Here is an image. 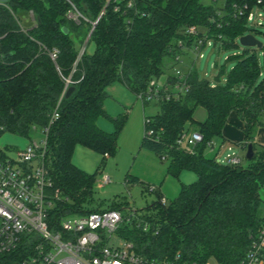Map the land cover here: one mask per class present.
<instances>
[{"label": "trees", "instance_id": "16d2710c", "mask_svg": "<svg viewBox=\"0 0 264 264\" xmlns=\"http://www.w3.org/2000/svg\"><path fill=\"white\" fill-rule=\"evenodd\" d=\"M125 0L104 6V0H71L87 21L75 24L65 18L64 0H0V135L9 132L26 136L30 128L47 124L53 111L57 117L48 126L43 157L44 167L59 191L54 202L57 214H82L84 198L93 191L96 169L92 173L76 167L71 154L76 145L100 154V166L115 152L116 134L122 119L115 120L111 132L101 130L96 120L105 115V88L120 82L132 94L145 90L149 81L163 74V58H169L171 73L163 85L172 91L183 82L185 89L176 97L159 100L158 111L143 116L139 147L166 162V173L177 176L181 170L196 178L180 184L167 206L156 201L151 213L139 216L146 228L122 225L117 232L130 241L138 254L155 259L178 254L198 263L212 259L219 264H238L250 238L262 222L260 189L264 190V146L251 143L253 129L262 125L264 111V43L258 48L241 46L233 55L234 64L218 82L200 77L193 65L173 73V56L181 53L177 40L189 49L192 39L182 34L187 26L197 28L196 38L210 39L213 46L236 45L239 36L252 31L246 21L247 10H264V0ZM246 4L236 14L233 4ZM103 9L90 30L93 21ZM32 14L33 23L20 30V13ZM63 28L66 32H63ZM93 42L91 53L78 55L86 35ZM239 45V44H238ZM56 50L51 60L48 51ZM190 50V49H189ZM5 54L8 56L3 57ZM261 57V64L258 61ZM69 82H65V80ZM72 87L65 97L64 92ZM205 111L202 121L192 118L195 107ZM233 111L242 122L244 148L250 143L253 155L246 166L218 163L205 157L206 141L221 136V128ZM152 130L146 136L144 130ZM198 131L202 141L188 153L176 147L179 134ZM98 167V168H99ZM148 207V208H149ZM107 209H117L111 204ZM8 257L0 256V264Z\"/></svg>", "mask_w": 264, "mask_h": 264}, {"label": "built area", "instance_id": "2783aa9c", "mask_svg": "<svg viewBox=\"0 0 264 264\" xmlns=\"http://www.w3.org/2000/svg\"><path fill=\"white\" fill-rule=\"evenodd\" d=\"M123 0H104V6L112 3L117 10V3ZM68 8L65 18L75 24L87 21L83 14L74 6L71 0H64ZM259 0H256L258 3ZM126 6H131V0H125ZM236 14H242L246 10V4H233ZM258 7L247 10L245 15L247 23L252 22L260 14ZM256 11V15L255 14ZM103 9L93 21H89L90 30ZM25 24L33 23L32 14L28 11ZM20 30L25 31L20 19H16ZM257 25V21L254 22ZM182 34L191 37L192 50L198 58L202 56L201 48L211 44L210 39L196 38L197 28L187 26ZM87 36V35H86ZM88 36L84 40H87ZM177 45L182 49V41L177 40ZM82 45L78 55L83 51ZM48 56L53 60L56 50L48 51ZM175 62L174 75L181 79V72L177 68L180 64L179 53L173 56ZM69 82V80H65ZM185 86L182 83L175 84L170 92L167 85L149 81L145 90L135 96L142 102L156 101L176 97ZM57 117L53 111L47 124L38 129L41 138L38 142L29 141L22 149L16 150L13 156H8L0 148V256L8 257L7 264H210L208 260L198 263L181 259L178 254L166 259H155L142 256L134 251L130 241L118 235L114 240L113 233L123 224H131L146 228V223L139 217L131 220L128 216L121 215L117 209L93 210L82 214H57L54 212V202L60 198L59 191L52 189V182L44 167L43 157L46 145L48 126ZM144 130L146 136H151L152 130L147 127ZM202 141L201 134L196 130H184L177 137L176 147L182 151L192 153L193 147ZM206 147L212 149L214 143L208 140ZM218 152V150H217ZM214 155L218 163L235 165L239 158L230 147L225 153ZM107 177H102L99 183H105ZM96 182V180H95ZM148 192L156 191L154 186H147ZM160 194V193H159ZM159 202L164 203L160 195ZM214 264H219L214 261ZM238 264H264V203L262 222L250 238V242L244 256Z\"/></svg>", "mask_w": 264, "mask_h": 264}, {"label": "rangeland", "instance_id": "374dc122", "mask_svg": "<svg viewBox=\"0 0 264 264\" xmlns=\"http://www.w3.org/2000/svg\"><path fill=\"white\" fill-rule=\"evenodd\" d=\"M257 12L260 16H254L255 19L248 23V27L251 26L259 31H252V35L260 43H264V10L258 8ZM19 15L21 24L24 27H29L25 24V13ZM254 15H256V11ZM256 21L257 25L254 24ZM82 45L85 53L92 52V41L84 40ZM201 49L202 56L198 58L192 50L182 48L179 54L181 62L177 68L184 72L193 65L197 74L211 83L215 82L213 78L219 72V68L223 66L224 69L218 76V82L221 83L234 64L232 56L240 52L241 46L236 43L235 46L221 49L217 46L205 45ZM162 61L164 72L156 79L158 84H162L165 76L171 73L169 58L164 57ZM258 61L261 64L259 55ZM105 92L106 97L103 101L105 115L97 118V126L105 132H111L115 129V120L123 117L122 124L116 134L114 155L107 157L102 167H99V153L76 145L71 154V162L88 173L98 169L93 191L89 197L83 199L81 209L104 210L111 204H117L121 215L128 216L132 220L133 216L139 217L153 211L149 206L156 201V196L154 192L146 190L147 186H154L156 191H160L165 201L164 205L167 206L177 194L180 184L190 183L195 180L196 176L194 172L186 169L181 170L177 176L169 175L165 170V161L159 160L151 151L139 147L143 134V116H151L158 111L156 101L142 102L118 81L106 86ZM192 116L194 119L200 120L203 117V109L195 107ZM40 138V132L34 131L33 128L28 130L26 136L3 132L0 135V148L6 155L13 156L16 150L24 148L29 141L38 142ZM211 154L208 147L204 148L203 155L205 157H211ZM239 158L238 165L246 166L247 159L244 158V151L240 153ZM103 176L108 180L105 183H99ZM260 198L259 207L263 210L264 190L262 189H260ZM72 214L76 213L69 215ZM118 235V232L113 233L114 240ZM208 262L214 264L212 259H209Z\"/></svg>", "mask_w": 264, "mask_h": 264}, {"label": "crops", "instance_id": "0c3cea01", "mask_svg": "<svg viewBox=\"0 0 264 264\" xmlns=\"http://www.w3.org/2000/svg\"><path fill=\"white\" fill-rule=\"evenodd\" d=\"M204 117H205L204 110H203V117L200 120H196L192 116V118L196 121H202ZM261 122L262 125L256 126L252 132L251 143L256 149L264 146V111L262 112L261 115ZM241 126H242V122L237 117V115L233 111L229 112L227 116V121L226 123H224V125L221 128V136L212 139L214 143V147L210 149V152L212 153L211 157L214 158V155L216 154L217 150H218L217 154L219 155L221 153L222 154L225 153L227 147H230V149L234 152V154L238 158L242 151L245 152V147L244 148L241 147V143L244 141L243 134L241 131ZM188 130H192V127L189 126ZM239 162H240V158H239ZM158 192L160 193V191Z\"/></svg>", "mask_w": 264, "mask_h": 264}, {"label": "water", "instance_id": "95a60500", "mask_svg": "<svg viewBox=\"0 0 264 264\" xmlns=\"http://www.w3.org/2000/svg\"><path fill=\"white\" fill-rule=\"evenodd\" d=\"M63 32H66V29L63 28L62 29ZM89 35V32L87 34V36ZM86 36V37H87ZM237 43L240 45V46H246V47H255V48H258L260 46V42L254 38V36L252 34H244V35H241L237 38ZM5 56H8V54H5L3 57ZM72 87H68L65 92H64V96L66 97L69 92L71 91ZM253 155V150H252V146L250 143H247L246 146H245V152H244V158L245 159H250Z\"/></svg>", "mask_w": 264, "mask_h": 264}]
</instances>
